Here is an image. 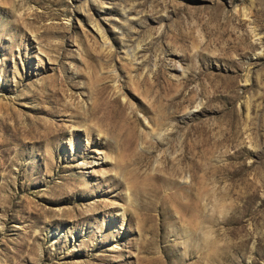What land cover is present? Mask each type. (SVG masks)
I'll use <instances>...</instances> for the list:
<instances>
[{
    "label": "rangeland",
    "instance_id": "obj_1",
    "mask_svg": "<svg viewBox=\"0 0 264 264\" xmlns=\"http://www.w3.org/2000/svg\"><path fill=\"white\" fill-rule=\"evenodd\" d=\"M0 264H264V0H0Z\"/></svg>",
    "mask_w": 264,
    "mask_h": 264
},
{
    "label": "bare ground",
    "instance_id": "obj_2",
    "mask_svg": "<svg viewBox=\"0 0 264 264\" xmlns=\"http://www.w3.org/2000/svg\"><path fill=\"white\" fill-rule=\"evenodd\" d=\"M100 157V156H99Z\"/></svg>",
    "mask_w": 264,
    "mask_h": 264
}]
</instances>
